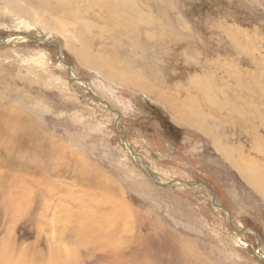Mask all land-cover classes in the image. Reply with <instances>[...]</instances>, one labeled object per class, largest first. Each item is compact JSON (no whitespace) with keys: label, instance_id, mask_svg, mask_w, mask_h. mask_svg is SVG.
Listing matches in <instances>:
<instances>
[{"label":"rangeland","instance_id":"rangeland-1","mask_svg":"<svg viewBox=\"0 0 264 264\" xmlns=\"http://www.w3.org/2000/svg\"><path fill=\"white\" fill-rule=\"evenodd\" d=\"M77 1L87 23L72 15L62 35L67 23L54 26L46 10L65 4L0 0V125L9 121L10 142L19 140L0 152V172L29 174L0 176V245L9 239L30 264H45L46 222L93 211L114 227L113 194L127 207L116 236L125 227L144 236L130 259L133 236L119 241L127 246L114 264H264V197L230 160L264 178V0ZM20 34L56 36L71 74L56 47L4 43ZM182 108L197 128L177 122ZM49 178L55 195L40 185ZM72 245L67 264H113L93 239Z\"/></svg>","mask_w":264,"mask_h":264},{"label":"bare ground","instance_id":"bare-ground-1","mask_svg":"<svg viewBox=\"0 0 264 264\" xmlns=\"http://www.w3.org/2000/svg\"><path fill=\"white\" fill-rule=\"evenodd\" d=\"M96 1V0H95ZM117 1V0H116ZM57 3H63L65 4L64 7H60L63 11H61V9L57 8L56 11H52L50 8H47L48 10H46L51 16H57L59 18H56L55 23L53 24L54 26H57L58 23L61 25L62 20H64L67 24H65L64 22L62 23V27L60 29V33L62 35H65L66 33L70 32V27L69 26H73V23L71 22V16L72 15H76L74 18H76L77 21H83L84 23H87V20L84 19V16H86L85 14L88 13L86 12L85 14H82L79 11V7L77 6V4H80L79 1L77 0H57ZM91 3V2H89ZM60 6V5H59ZM62 6V5H61ZM76 7L75 10L73 9V7ZM82 6V5H81ZM86 6V5H85ZM90 5H87V7H89ZM111 7V6H110ZM56 8V7H55ZM81 10H83L82 8H80ZM123 9V5L121 3H117L116 6H114V10L117 14H119V10ZM86 10V9H85ZM87 11V10H86ZM133 12V11H132ZM123 14V13H122ZM73 17V16H72ZM102 19V18H101ZM22 20V19H21ZM74 20V19H73ZM76 22V21H75ZM28 24V22L25 21V23L23 21H21V25H25ZM33 24V23H32ZM36 25H42V23H40L39 21H35L33 25L29 26V27H34ZM42 26H46V25H42ZM120 27V26H119ZM46 30L48 29L47 27L45 28ZM30 31V30H29ZM28 31V32H29ZM21 35V34H20ZM20 35H12V38H9L10 42H14L15 40H21L22 42H29L31 41V36H20ZM56 37V36H55ZM55 37L52 36V42H56L54 39H56ZM50 41V40H49ZM86 61V60H85ZM87 65H89V61H86ZM60 66H62L64 69L65 67L63 65L60 64ZM68 70V69H65ZM73 74V73H72ZM74 76V75H73ZM132 78V77H130ZM137 83V82H136ZM135 83V84H136ZM176 108V107H175ZM13 110V109H12ZM181 110V109H179ZM182 110L184 111L182 112H178L176 110H174L175 117L177 118V122H184V123H190L192 124L191 127L197 128L198 123L196 122V118L195 116H193L192 113H190L189 111H185L183 108ZM8 112V111H7ZM200 112V111H197ZM14 113V112H13ZM17 113V112H16ZM200 114V113H199ZM200 117V116H199ZM205 117V116H204ZM9 120V119H8ZM14 120V118H13ZM20 120V119H19ZM15 121V120H14ZM13 122V121H12ZM19 123V121H16ZM1 123V122H0ZM179 123V122H178ZM183 123V124H184ZM17 123L13 122L11 123V125L13 127H16ZM17 124V125H18ZM26 126V125H25ZM10 124L9 121L4 122L3 124L0 125V140L3 138L4 143H0V152L1 153H11L13 151H11L13 144H15V142L19 141L18 140V135L13 138V141H11V139L8 137V129H10ZM11 130V129H10ZM19 130V129H18ZM19 132V131H18ZM205 132V131H204ZM16 134V133H15ZM19 134V133H18ZM259 135V134H258ZM12 144V146L10 145ZM15 147L18 148V143L15 145ZM4 149V151H3ZM25 148L21 149L22 151ZM133 150V149H132ZM37 153V152H35ZM36 155V154H35ZM225 158H229V154L225 153ZM239 155V154H238ZM41 157V156H40ZM67 158V157H66ZM72 159V158H71ZM232 164L234 165V167L240 171L243 176L245 177V179L247 180V182L256 190H258L264 197V178H261V174H259V171L257 170V168L249 162H245L243 161L242 163L235 161L234 159H230ZM240 160V159H239ZM8 161V159H2L1 162L2 163H6ZM52 161V160H51ZM10 164V163H9ZM14 163H12L13 166ZM83 164V161H82ZM87 165V164H86ZM22 166V165H21ZM9 171H3L0 172V176H6L7 173L10 172V174L13 176V174H22V173H26V171H22L21 169L14 172L12 170L11 165L8 166ZM24 175V174H23ZM26 175H29L26 173ZM34 175V174H33ZM17 177V176H16ZM22 177V176H21ZM35 177V175H34ZM54 178V177H53ZM53 178H49L47 181H41L40 180V185L42 188H46V191L50 194V195H55L57 193L56 189V185L55 182L53 181ZM65 179V178H64ZM9 180V179H8ZM15 180V179H14ZM59 180V179H58ZM245 180V181H246ZM17 181V180H15ZM37 181V180H36ZM1 182V181H0ZM33 182V181H32ZM68 184V183H67ZM70 185V184H69ZM68 185V186H69ZM61 186V185H60ZM66 187L65 189H70V187ZM33 188V187H32ZM72 188V187H71ZM2 193V192H1ZM68 193V192H67ZM100 194V193H99ZM94 196V195H93ZM38 197V196H37ZM50 197V196H49ZM74 197V196H73ZM73 197H71L73 200ZM78 200L74 199L75 202L76 201H80L81 202V197L77 196ZM107 197V195H106ZM93 198V197H92ZM95 198V197H94ZM70 199V198H69ZM110 201H112V207L114 210V217H113V222L115 224V226L118 224V222L120 220H122L121 218V214H124V210L127 208L126 205L123 203V201H121L119 198H115L113 200V194H111L110 196ZM109 199L104 200L106 203L108 202ZM19 201V200H18ZM48 202V201H47ZM103 202V201H102ZM45 204H47L45 202ZM67 204V203H66ZM87 205V204H86ZM102 205V204H101ZM24 206V205H23ZM95 206V205H94ZM97 206V205H96ZM18 207V206H17ZM31 207V206H30ZM32 207L34 208L35 205L32 204ZM40 207V206H39ZM45 207V206H44ZM49 207V205H48ZM102 207V206H101ZM46 208V207H45ZM61 209V208H60ZM64 211V208H62ZM70 209V208H69ZM50 210V209H49ZM18 211V210H17ZM48 211V210H47ZM47 211H44L47 212ZM57 213V212H56ZM61 213V212H59ZM76 213V212H75ZM71 214V213H70ZM95 214V212L92 211L91 217L88 220L85 221H79L77 219H72L71 220L62 217L61 214H59L60 216H56L55 219H48L50 221L46 222L47 225L51 226L52 230L49 231L48 235H47V241L49 240L51 242V253H50V258L48 259L47 263L45 264H67L72 260V257L74 255V250L73 248H75L72 244H76V245H84L86 243H88L89 241H91L93 239V242L96 244L97 248L99 249V251L101 250V254H100V258L102 261L104 262H111V263H116L115 261H119L121 262V258L125 255V252L127 253L126 255V259H130L135 257L138 252V241H134L136 238H138L139 241L144 239V236L139 233V232H132V234H128V228L125 227L122 231L123 233L120 235V237L116 236L113 228L115 227H109L106 228L108 226H106L105 228L101 225L102 223L99 221L98 219V215H96L93 218V215ZM44 215V214H43ZM46 215V214H45ZM44 215V216H45ZM76 215V214H74ZM68 216V215H66ZM126 218L123 219V221H127V223H130V218L135 219L138 214L135 213V210L133 208H129L127 210L126 213ZM32 217V216H31ZM30 217V218H31ZM74 218V216H72ZM76 217V216H75ZM78 217V216H77ZM80 217V216H79ZM33 218V217H32ZM45 219V218H44ZM137 219V218H136ZM69 220V221H68ZM46 221V220H44ZM16 222V221H14ZM104 222V221H102ZM41 223V222H40ZM122 224V223H121ZM131 224V223H130ZM123 225V224H122ZM42 226V225H41ZM45 226V225H44ZM113 226V225H112ZM143 226V225H142ZM38 227V226H37ZM43 227V226H42ZM39 228V227H38ZM116 230V229H115ZM140 230V229H139ZM142 230V229H141ZM41 231V230H40ZM39 231V232H40ZM45 232V231H44ZM43 232V233H44ZM112 232V234H111ZM117 232V230H116ZM16 233V232H15ZM119 233V231H118ZM120 234V233H119ZM128 234V235H127ZM45 235V234H44ZM90 235H93L92 237H90ZM46 236V235H45ZM133 236V239L131 237ZM151 236V234H150ZM16 237V235H15ZM131 238L132 243H129L127 245H129V247L127 248V250L124 252L123 247H126L127 245L124 244V246H121V244L119 243V241L121 240H125L126 238ZM4 238V237H3ZM45 238V237H44ZM128 240V239H127ZM11 240H7V239H3L1 242L2 244L0 245V264H30L27 260H26V256L24 253V251L21 250H16L13 249L12 243H10ZM126 241V240H125ZM15 242V241H14ZM36 242V241H35ZM135 243V245H134ZM91 244V242H90ZM92 245V244H91ZM188 246V245H187ZM137 248V249H136ZM112 249H116L114 252L112 251ZM188 250V249H187ZM97 252V251H96ZM34 254V253H33ZM37 254V253H36ZM35 254V255H36ZM41 254V253H40ZM48 254V253H47ZM32 256V255H31ZM29 256V257H31ZM47 256V255H46ZM28 257V256H27ZM40 257V256H39ZM99 257V256H98ZM32 259V258H31ZM35 259V258H34ZM33 259V260H34ZM30 260V259H29ZM39 262V261H38ZM42 264V263H40Z\"/></svg>","mask_w":264,"mask_h":264},{"label":"water","instance_id":"water-1","mask_svg":"<svg viewBox=\"0 0 264 264\" xmlns=\"http://www.w3.org/2000/svg\"><path fill=\"white\" fill-rule=\"evenodd\" d=\"M17 36H18V35H17ZM22 36H30V34H29V35H28V34L21 35V37H22ZM9 38H12V36H10ZM9 38L4 39V43H5V44L7 43V41L9 40ZM30 38H31L32 41H34V42H35L36 44H38V45H42V46H45V47H49V46L56 47V48H57V51H58V61L60 62L61 65H63L66 69H68V70H67L68 73L71 74V72H72V68L69 67V66L66 64L65 60H64V57H63V55H62V46L60 45L59 41H58V43H56V42H52V41H49L47 37H43V36H37V37H33V36H31ZM8 43H9V42H8ZM73 80H75V79H73ZM75 81H77V80H75ZM106 106H107V107H108L113 113H114V112L117 113L114 109H112V108L109 107L108 105H106ZM122 136H123V135H122ZM123 138H124V140H125V142H126V138H125V136H123ZM155 182L158 183L157 181H155ZM158 185H159V186H162V187H165V185H162L161 183H158ZM169 185H171V184H169ZM186 186L191 187V185H188V184H186ZM258 245H260V244H258Z\"/></svg>","mask_w":264,"mask_h":264},{"label":"trees","instance_id":"trees-1","mask_svg":"<svg viewBox=\"0 0 264 264\" xmlns=\"http://www.w3.org/2000/svg\"><path fill=\"white\" fill-rule=\"evenodd\" d=\"M165 125H166L167 127L170 126V127L173 129V132H170V129L168 130V131H169L168 133H169L170 135H173L175 132L179 131V129L175 128L174 126L167 125V124H165Z\"/></svg>","mask_w":264,"mask_h":264}]
</instances>
